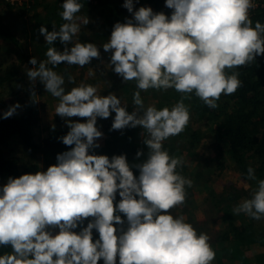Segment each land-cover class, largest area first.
Segmentation results:
<instances>
[{
  "label": "clouds",
  "instance_id": "9594fccd",
  "mask_svg": "<svg viewBox=\"0 0 264 264\" xmlns=\"http://www.w3.org/2000/svg\"><path fill=\"white\" fill-rule=\"evenodd\" d=\"M123 7L133 18L117 22L102 48L111 52L107 66L124 83L136 82L131 113L116 94H98L91 84L66 92L63 76L53 70L62 63L84 67L100 59L95 43L74 39L90 22L77 15L83 8L79 0H64L58 30L39 29L51 47L45 60L30 59L33 67L26 75L58 99L55 113L70 129L60 139L71 150L58 154L57 164L46 172L9 178L0 188V247L11 248L0 255V264H211L215 257L208 235L170 212L185 202L192 181L177 172L183 158L170 156L163 142L187 127L190 109L184 100L191 94L215 109L222 94L232 95L242 86L239 73L227 70L264 55V24L257 21L253 27V0H166L165 7L173 10L170 17L150 7L133 11V0H125ZM57 40L65 45L62 52L52 46ZM69 83H74L71 76ZM149 89H174L182 96L171 108L158 110L144 105L141 92ZM19 107L11 106L3 118ZM112 113L110 130L143 129L148 149L143 162L130 165L126 155L89 154L103 137L97 118ZM73 117L86 122H72ZM144 155L136 153L137 159ZM247 179L256 180L252 167ZM117 193L120 200L114 204ZM241 213L264 218V180L233 209ZM93 230L99 234L95 241Z\"/></svg>",
  "mask_w": 264,
  "mask_h": 264
},
{
  "label": "trees",
  "instance_id": "16d2710c",
  "mask_svg": "<svg viewBox=\"0 0 264 264\" xmlns=\"http://www.w3.org/2000/svg\"><path fill=\"white\" fill-rule=\"evenodd\" d=\"M140 1L144 5L158 10L160 13L164 8H166V10L168 9L165 7L166 0ZM259 1L260 6L250 17L253 22V27L257 21L264 24V0ZM79 2L83 4V8L77 15L85 16L91 19V21L93 20V23L89 26L90 29H94L95 26H98L99 29L96 31L97 33L95 32L92 35V38L95 37L97 38L96 40L100 42L104 41L106 43L108 41L113 26L117 22L124 23L126 19H132L131 17H126V10L118 7L115 0H99L98 5H92L88 0H79ZM63 3L64 0H54L52 2L44 1L40 5L42 8L41 11L38 10L39 6H37L34 15L35 30L39 31L41 26L46 27L49 32L53 30V27L58 30L60 25L64 23L59 15L63 10L61 8ZM1 6L4 8L3 4ZM2 7L0 8V12ZM27 10V8H24L21 12L26 13ZM94 13L98 16L97 18L90 16ZM101 18L106 19L107 23L100 24ZM108 25L111 29L107 27ZM81 31L83 34L87 33L84 28H82ZM0 39L20 49V52H18L19 59L8 66L0 68V99L5 91L11 88L12 90L17 89L16 93L11 90V94L18 98L20 95H23V91L18 90L19 84L24 81L22 77L23 68L25 66H29V69L33 67L29 63L30 59L33 57H36L38 61L45 60V53L51 45H47L46 41H43L44 38H42L43 43L37 46V51L27 54L16 32L11 25L6 22L5 16H3L2 13H0ZM85 41L86 43L96 42L95 39H86ZM52 46L61 52L65 47L59 40L55 41ZM69 47H71V45H69ZM105 53L101 45L100 59H96L95 62L108 60V58L104 56ZM66 65L67 64L62 63L53 70L61 75V73H65L63 68L66 67ZM90 65L97 70L96 73L100 74L102 66L99 63H90ZM87 66L88 65H86L85 68L82 67L76 77H73L74 83H69V77L71 75L68 72L61 75L65 80L63 87L65 89L68 88L66 91H70L73 87H76L79 77L84 75V70ZM78 67L79 66L73 65L74 69L78 70ZM227 71L238 72L242 86L232 95L222 94L217 102L218 107L215 109L208 108L194 93L191 94L189 99L184 100V103L188 105L190 109V121L187 127L179 135L172 136L164 141L163 148L173 157H182L185 151L192 153L193 148L196 147L195 142L203 138L201 130L194 129V127L199 123L207 122L211 127L210 132H212L211 134L217 143V149L220 153H225L228 158L235 163L236 170L241 174L244 180L253 184L254 191L257 187V182L259 180H264V55L257 56L255 61L251 64ZM94 82L95 84H99V81L96 79ZM110 84L111 85L103 91L102 95L107 96L110 93L116 94L117 98L121 99L122 106H126L127 111L131 113L134 110L133 93L137 90L136 82L129 81L124 83L121 77H116ZM141 96L144 105H147L146 102L151 100L159 110L164 107L171 108L181 99L182 94L176 92L174 89H169L167 91L149 89L147 92H141ZM3 117L4 115L0 116L1 187L7 183L9 178L15 179L25 174H35L38 171L46 172L48 167L57 164L56 157L58 154L71 150V147L64 145L60 139L70 131L67 125L64 127L52 128L44 139L38 141L35 134V126L37 123L36 111L32 103H27L20 111H17L15 115L7 119ZM56 117L58 120L59 118L61 119L58 115ZM114 117L115 113H112L108 119L97 118L96 126L98 130L103 133V137L98 143L100 147L89 152V154L106 155L109 159H111L112 156L126 155L130 165L143 162L148 151L147 146L143 143V137L141 135L143 129L137 127L125 128L123 130H110ZM72 122L85 123L86 118L73 117ZM192 125L193 128L191 130L190 126L192 127ZM16 140L19 141L27 151L40 154L43 160V167L41 163L25 162L19 160L18 157L7 156L5 153L6 147L12 141ZM183 141L187 143L184 144ZM138 151L145 154L140 157V159L136 157ZM199 160H201V158ZM250 161H253V164H251ZM201 163L202 162H199L200 165ZM218 166L220 169L224 168L223 163ZM248 167H252L255 170L256 180L247 179ZM131 170L134 176H139V171L136 168H132ZM177 172L182 174L178 171V168ZM200 176V172H193L190 178H188L192 181V186L186 187V198L189 197L191 202H194L193 198L195 197V179H199ZM205 181L203 188L208 190L210 196L216 198V201H214V210L218 212V215L215 214V217L218 218L221 225L224 223V230L217 239L222 253L220 259H223V257L232 258L238 260L242 264H246L248 259L243 256L245 252L244 248L249 244L264 246V232L256 231V220L250 217V222L245 220L241 222V218L246 216L243 213L239 214L238 219H236L234 216L235 214H233L230 208L231 205H226L225 202L228 199L230 201L240 198L250 199L253 191L248 193L231 188L230 193L224 191L219 194L215 189L212 190L210 187H205L208 180ZM209 212L210 210L208 209L206 217L211 215ZM187 214H189V211H187ZM238 220L240 221L239 223H237ZM187 223L191 225L194 223L196 227L198 222L195 223L190 216V218L187 219ZM205 224L207 227L208 222L205 221ZM195 227L193 228L195 229ZM200 229H205L204 225L201 226ZM226 243L228 245L224 247ZM5 252H11V248L0 247V255ZM257 260L260 264H264V255L258 256ZM219 264H222L221 261Z\"/></svg>",
  "mask_w": 264,
  "mask_h": 264
},
{
  "label": "rangeland",
  "instance_id": "374dc122",
  "mask_svg": "<svg viewBox=\"0 0 264 264\" xmlns=\"http://www.w3.org/2000/svg\"><path fill=\"white\" fill-rule=\"evenodd\" d=\"M44 1L52 2L54 0H38L34 5H32L30 8H27L26 13H22V9L20 8H13L9 7L6 0H0V8L3 4L4 8L2 7L1 12L3 16H5V20L8 24L11 25V27L16 32L18 38L21 41V44L23 45L25 51L27 54H30L31 52L37 51V46L42 42V38H44L42 35H40L38 30H35V21H34V15H35V8L39 6L38 10L41 11L40 5ZM118 7L123 8L126 10V17H132V14L127 11L126 8L123 7V4L125 0H115ZM257 1V0H256ZM133 11L138 10L140 7H150L147 5H144L140 0H133ZM154 13H160L158 10L153 9L150 7ZM172 9L164 8L162 13H164L166 16L170 17L172 14ZM106 15V14H105ZM90 16H93L97 18L98 16L94 13ZM89 24L86 26H81V29L84 28L87 33H80L77 34V36L74 38L75 40L86 43V39L93 40L95 39V44L98 46L99 50L101 48V45H103L105 42H100L99 40H96L97 38H92V35L98 31V26H95L94 29H90V24L93 23V20L89 19ZM104 23L106 24L107 21L104 18H101L100 24ZM107 27H110L109 25ZM111 29V27H110ZM97 33V32H96ZM91 34V36H90ZM36 35V36H35ZM45 39H43L44 41ZM18 52H20V49L16 47L15 45L11 43H7L4 40L0 39V68H3L5 66H8L15 60L19 59ZM105 57L108 58V60H105L103 62H95V58L91 61V63H99L102 66V70L99 73H96L97 70L93 68L90 64L87 66V68L84 70L85 73L81 77H79V81H77L76 86H78L80 83L85 84H91L98 89V94L103 93V91L109 87L110 82L116 78L120 77L118 74H116L112 69H110L107 65L110 63V56L111 52L105 53ZM26 65V64H25ZM24 65V66H25ZM86 65L83 67L85 68ZM80 69L82 67H78L77 69L73 68L72 66L66 65V67L63 68V71L68 72L71 77H76V75L79 73ZM30 70L29 66H25L23 68V82H21L18 86V90L23 91V95H20L18 98L11 94L12 91L14 93L17 92V89H8L3 94L2 98L0 99V116L4 115L11 106H14L16 104H19L20 107L17 108V111H20L23 106H25L27 103H32L35 107L36 111V118L37 123L35 126V134L37 136L38 141H41L44 139L48 132L52 128L55 127H64L66 126V121L63 118L56 117L55 113V106L58 104V99L51 96L50 93H47L45 91V88L43 84L37 80L34 85L33 82H31L26 72ZM62 71V72H63ZM92 72V75H89V72ZM63 73V74H65ZM60 75V73H58ZM61 73V75H63ZM69 76V75H67ZM95 79L99 81V84H95ZM68 89V88H67ZM65 89V90H67ZM12 90V91H11ZM33 92L35 93V97L32 98ZM67 92V91H66ZM34 99V100H33ZM147 105L148 106H155V103L153 104L151 100H148ZM15 112V113H16ZM15 115V114H14ZM71 121H73V118H70ZM97 127V126H96ZM98 128V127H97ZM191 130L193 128L190 126ZM194 129L201 130L202 133V139L195 142L196 147L193 148V155L192 153H188L185 151L183 154V165L181 167H178V171H180L182 176H184L186 179L190 178L192 173L194 172H200L201 176L198 179H195V197L194 202H191L190 198H186L185 202L170 210L171 214L175 216H183L185 218V222H187V219L190 218L194 220V222H198L195 227L196 232L199 233H205L209 237V243L211 245L212 250L215 253V257L213 261H211V264H219L221 261L222 264H242L238 260L232 259V258H224L220 259L221 253V247L220 244L217 242L218 236L223 232L224 230V223L221 225L218 220V218L215 217V214L218 212L214 210V201H216V198H213L210 196L207 189L203 188L205 180H208L205 184V187H210L212 190L215 189L216 192L221 194L222 192H228L230 193L231 188L238 189L241 191H245L248 193H251L253 191V184L246 181L241 177V174L236 170L235 163L228 158V156L225 153H220V151L217 149V143L215 141V138L210 132V125L207 122H202L197 124ZM185 134V133H184ZM185 136V135H184ZM102 139H99L96 141V143H99ZM184 144H186L183 141ZM7 156L10 157H18L19 160L25 161V162H37L41 163L43 167V160L40 154L38 153H32L24 149L22 144L19 141H12L7 147L5 151ZM201 158V160H199ZM216 159V160H215ZM199 160V161H198ZM199 162H202L201 165ZM223 163L224 168L220 169L219 164ZM251 164H253V161H250ZM256 183V181H255ZM2 184H0L1 187ZM2 188V187H1ZM210 189V190H211ZM222 199V198H221ZM120 200L119 194L117 193L116 200L114 201V204L118 203ZM242 198L232 200L229 199L225 202L226 205H231V210L242 202ZM230 201V202H229ZM210 210L209 214L210 216L206 217L207 210ZM193 210V211H192ZM187 211H189V214H187ZM193 212V213H192ZM218 215V214H217ZM236 219H238L239 215H234ZM121 218L126 220V217L121 214ZM92 218H88L84 221L83 227L87 226V223ZM198 220V221H195ZM245 220L247 222H250V218L248 216H244L241 218V222ZM205 221L208 222V225L206 227ZM222 221V220H221ZM240 221L238 220L237 223ZM211 223V224H210ZM257 226V232H264V218L260 220H256ZM210 224V225H209ZM205 227V229H200L201 226ZM115 227H119L118 225H114ZM126 227V225H125ZM81 230V227L78 226L76 231L77 233ZM59 229H56L53 234H57ZM99 239V234L95 230H93V240ZM228 244L224 247H226ZM241 249V248H240ZM245 252L243 253V256L248 259L246 264H260V262L257 260V257L260 255H264V246L259 244H249L245 248ZM245 254V255H244ZM118 259V258H117ZM98 263H103V260L99 261Z\"/></svg>",
  "mask_w": 264,
  "mask_h": 264
},
{
  "label": "built area",
  "instance_id": "2783aa9c",
  "mask_svg": "<svg viewBox=\"0 0 264 264\" xmlns=\"http://www.w3.org/2000/svg\"><path fill=\"white\" fill-rule=\"evenodd\" d=\"M8 5L13 8H30L32 5H34L38 0H6ZM90 4L92 5H98L99 0H88ZM256 7L252 8L249 12V17L252 16L253 12L258 9L260 6L259 0H253Z\"/></svg>",
  "mask_w": 264,
  "mask_h": 264
}]
</instances>
